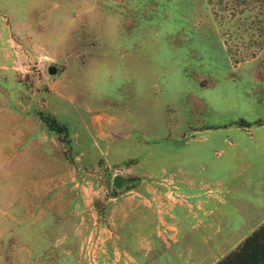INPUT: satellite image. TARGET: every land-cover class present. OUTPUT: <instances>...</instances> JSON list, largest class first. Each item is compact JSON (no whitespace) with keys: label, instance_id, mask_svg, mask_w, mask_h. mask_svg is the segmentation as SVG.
<instances>
[{"label":"rangeland","instance_id":"374dc122","mask_svg":"<svg viewBox=\"0 0 264 264\" xmlns=\"http://www.w3.org/2000/svg\"><path fill=\"white\" fill-rule=\"evenodd\" d=\"M263 223L264 0H0V264H214Z\"/></svg>","mask_w":264,"mask_h":264},{"label":"trees","instance_id":"16d2710c","mask_svg":"<svg viewBox=\"0 0 264 264\" xmlns=\"http://www.w3.org/2000/svg\"><path fill=\"white\" fill-rule=\"evenodd\" d=\"M41 117L50 129L61 135L64 141L66 140L67 128L65 125L58 124L50 116ZM238 124L249 125L243 121H239ZM214 264H264V223L252 231L234 250Z\"/></svg>","mask_w":264,"mask_h":264},{"label":"water","instance_id":"95a60500","mask_svg":"<svg viewBox=\"0 0 264 264\" xmlns=\"http://www.w3.org/2000/svg\"><path fill=\"white\" fill-rule=\"evenodd\" d=\"M58 72V67L54 64L48 67L49 75H55ZM128 180L122 175H116L113 179V185L115 188H120L122 184L127 183Z\"/></svg>","mask_w":264,"mask_h":264}]
</instances>
